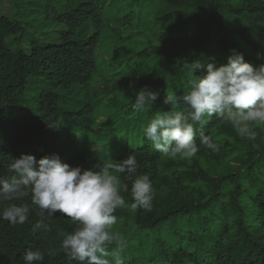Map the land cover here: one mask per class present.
<instances>
[{
	"label": "trees",
	"instance_id": "16d2710c",
	"mask_svg": "<svg viewBox=\"0 0 264 264\" xmlns=\"http://www.w3.org/2000/svg\"><path fill=\"white\" fill-rule=\"evenodd\" d=\"M9 2L11 15H0V179L21 154H55L82 170L134 154L156 195L150 211L114 213L128 241L125 264H264V124L250 140L213 116L195 125V139L202 131L219 150L201 146L190 160L157 152L142 132L156 111L171 109L166 94L187 91L185 62L199 60L193 75L201 76L235 49L264 64V0ZM143 88L158 96L137 112ZM119 176L130 205L131 181ZM39 212L33 206L23 225L0 220V264H24L25 249L58 247L77 226L56 212L51 232L33 234ZM43 264L68 261L60 253Z\"/></svg>",
	"mask_w": 264,
	"mask_h": 264
},
{
	"label": "clouds",
	"instance_id": "9594fccd",
	"mask_svg": "<svg viewBox=\"0 0 264 264\" xmlns=\"http://www.w3.org/2000/svg\"><path fill=\"white\" fill-rule=\"evenodd\" d=\"M199 60L185 62L187 91L182 96L169 92L164 103L169 111H156L143 127V136L151 146L170 158L195 157L203 146L212 151L219 144L200 132L196 142L195 125H205L213 116L229 122L242 137L254 140L257 132L253 125L264 124V64L254 67L245 61L242 53L230 50L226 63H207L205 74L194 76L199 69ZM158 94L148 88L135 93L133 110L148 111ZM181 102L185 110H177ZM9 178L0 179V220L9 224L23 225L33 206L39 208V219L31 227L33 234L52 231L50 221L59 212L76 224L74 231L63 234L58 247L25 249L24 264H43L45 255L55 257L63 253L71 264H125L122 255L128 246L124 235L114 230L117 224V209L150 211L156 195L150 174H138V161L134 154L120 161L104 162L98 170L81 169L61 162L53 154L36 160L30 154H21L10 159ZM119 174L131 181V204H126L121 191L128 192L127 184H121ZM31 203H24V198ZM19 202V203H16ZM114 250H108L110 245Z\"/></svg>",
	"mask_w": 264,
	"mask_h": 264
},
{
	"label": "rangeland",
	"instance_id": "374dc122",
	"mask_svg": "<svg viewBox=\"0 0 264 264\" xmlns=\"http://www.w3.org/2000/svg\"><path fill=\"white\" fill-rule=\"evenodd\" d=\"M12 12V6L11 3L9 2V0H0V15H4V16H10ZM21 43V41H20ZM15 50H17L16 45L12 46ZM26 113V110L23 109L21 111V113L19 114V116L23 115Z\"/></svg>",
	"mask_w": 264,
	"mask_h": 264
}]
</instances>
